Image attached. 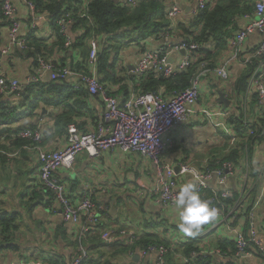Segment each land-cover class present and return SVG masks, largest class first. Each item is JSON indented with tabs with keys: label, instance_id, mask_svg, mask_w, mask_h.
Here are the masks:
<instances>
[{
	"label": "built area",
	"instance_id": "2783aa9c",
	"mask_svg": "<svg viewBox=\"0 0 264 264\" xmlns=\"http://www.w3.org/2000/svg\"><path fill=\"white\" fill-rule=\"evenodd\" d=\"M16 1L26 4L28 13L24 22H20L16 17ZM91 1L81 0L77 6V14L80 17H86ZM144 1L147 0H116L120 5L131 9ZM160 1L165 5V18L171 22L183 11L177 0ZM216 1L218 0H194L193 5L188 6L190 18L206 7L213 6ZM39 14L34 4L28 0H0V15L8 21L9 26L8 45L0 47V97L19 95L26 85L41 81L43 74L47 73L49 80L73 77L75 90L83 88L101 104L100 111L95 114L96 126L91 130L82 131L75 124L68 125L64 145L59 149L45 150L40 146L43 138L40 127L24 129L16 135L30 142L25 148L37 152L38 178L35 188L43 193H51L44 203L57 204L61 220L75 227L69 239L76 243V247L68 264H82L90 256L97 258L95 252L82 244V239L92 233H97L105 244L122 239L123 245H133L137 240L134 232L125 225L111 228L104 224L107 215L105 207L95 200L96 191L93 188L86 186L79 193L67 192L59 173L62 169L69 171L76 156L81 152L96 158L114 149L125 154L136 153L150 161L156 184L149 189L148 195L155 197L160 206L170 207L176 189L184 183L187 176L190 179L197 178V190L219 209V217L215 223L204 226L200 234L189 236L192 242L195 241L199 245L197 250H190L188 255L179 254L178 258L182 264H222L224 252L218 248H205V237L220 227L230 226L239 217H243L242 226L234 227L228 234L234 244L233 255H243L252 248L264 257V235L260 234L255 221L260 197L249 201L258 182H261L264 188V124L260 122L264 112V0H253L251 12L242 16L245 24L226 40L228 55L222 56L221 60L212 66L205 60V54L199 52L201 46L192 37H184L174 43L166 42L158 48L147 47L146 41L141 42L140 54L124 72L136 85L150 74L168 78L186 72L199 59L200 62L190 78L189 85L183 90L144 92L140 89L135 91L130 85L126 96H118L116 88L100 82L97 74L99 39L101 40L99 36L87 40L88 56L84 71H74L67 65L61 66L48 56L40 55L37 57L35 72L24 82L4 74V56L12 49L20 52L30 50L26 39L20 36V28H35ZM73 22L72 11L64 13L57 20L58 31L63 36L65 47H69L73 42L69 34ZM252 33H258L260 40L252 49L243 50L247 37ZM171 51L180 54L177 62L169 61ZM238 57L243 69L247 63L253 64L245 89L240 93L236 92L235 81L227 69L228 64ZM120 62L121 60V67ZM210 82L225 84L224 96L230 101L229 105L223 108L224 113H227L225 121L228 129L225 134L229 135L232 142L237 138H243L245 141L252 138L251 147L262 151V160L257 162L254 152L249 153L245 142L240 146L235 189L227 186L229 176L235 171V164L231 161H225L217 167H208L207 164L198 167L189 161H178L172 166L162 159V155L176 145L174 132L188 120L190 108L198 101L202 89ZM215 97L217 98V92ZM233 97L236 101L231 102ZM232 103L233 106L229 108ZM251 104L255 106L251 107ZM253 110L257 111V115L252 116ZM228 118H231L232 122ZM235 120L241 122L238 130H235ZM18 151L8 153L0 149V156L13 157ZM174 167L178 168L177 171ZM32 190L30 188L26 198L31 197ZM242 209L247 213L245 216H241ZM169 250L170 246L163 242L150 243L141 249L130 248L127 257L131 260L137 257L138 262L144 264H165V256ZM51 259L53 257L48 256L44 260L30 259L18 264H51Z\"/></svg>",
	"mask_w": 264,
	"mask_h": 264
},
{
	"label": "crops",
	"instance_id": "0c3cea01",
	"mask_svg": "<svg viewBox=\"0 0 264 264\" xmlns=\"http://www.w3.org/2000/svg\"><path fill=\"white\" fill-rule=\"evenodd\" d=\"M177 2L183 8V11L178 14L172 22L170 21L172 34L167 31V34L164 32L160 34L159 37L155 36L151 37V39L149 38V40H146L147 47L158 48L166 42H177L180 37H182L183 32L179 29V25L180 23L188 22L190 18L188 6H192L194 0H177ZM252 4L253 0H251V7ZM15 6L17 10V19L20 22H24L28 13L26 4L16 1ZM246 13H250V11H246ZM245 22L242 16H237L236 21L233 23L235 29H233V25H231L228 31L232 35V33L240 29ZM8 32V21L3 19L0 15V47L8 45ZM31 32L36 40L44 42L42 44H46L44 47H40L42 52L41 55L48 56L57 62L65 63V65L71 68L75 65L79 57L76 52L77 50L65 55L64 48L67 47H65L64 44L63 46L51 45L55 37L50 26V15L46 11L38 15L35 28H20V36L25 39ZM75 33L76 31L73 32L70 30L69 34L72 36V39ZM260 38L261 36L258 33L250 34L244 43L243 50H249L255 47ZM32 40L33 39H29L27 43ZM32 46L30 47V52H20L16 49H12L9 54L4 56L2 65L4 74L14 77L20 82H24L30 74L34 73L36 69V57L34 59L33 55H35L37 49ZM141 47V44H130L124 47L120 57L122 62H120L121 67L123 65L129 67L133 60L140 54ZM207 48L211 51L213 50L209 44ZM227 51L228 47L225 45L215 62H218V60L220 61L222 56H227ZM179 58V53L174 51L169 53L170 62H177ZM121 67L119 66L118 69L120 70ZM227 69L231 78L236 81V77L243 70L240 58L238 57L234 61L232 60L228 64ZM123 75H125V73H123ZM48 78L49 75L45 73L41 79L47 80ZM224 85L225 84H213V82H210L207 87L202 89L200 98L190 108V117L174 132L176 149L174 150L172 148L162 155V159L165 163L174 166L178 161H189L193 164L202 163L203 166L207 164L209 159L217 158L222 153L231 152L234 148H240L245 142L243 138H237L232 142L229 139V135L227 136L225 134L228 129L227 122L225 121L227 113H224V107L215 97L217 90L225 94ZM111 86L116 88L115 91L118 96L123 95L121 91L123 92L124 87L128 89L129 86L127 77H123V81L117 85L114 84ZM211 91H214V94L212 99H209ZM22 92L23 90L16 96H2V99L9 97L11 99H9L8 104L12 106L16 104V106H18L22 98ZM46 97L51 98L47 95ZM203 97H207L208 102L213 105L212 118L209 119L208 122L203 115L204 112L209 109V106L206 105L207 103L202 106ZM30 98H32V96ZM80 100L82 99L80 98ZM83 101L85 102V107L79 111L80 108L77 103L76 109L77 115L78 112L79 115H76L73 120L79 125V127L77 126L79 130H91L97 124L95 114L97 115L98 111H100L101 104L95 97L90 95L83 98ZM233 101H236L235 97H233L231 102ZM215 102H218L220 107L218 105L216 106ZM67 104H72L71 106H73L74 100L67 101ZM37 105L38 107L33 115L26 116V118L19 121V124L21 126H34V128L40 127L43 133L40 146L45 150L59 149L64 145L66 134H57L52 130H55V119L53 117L56 113L61 111V108L48 106L43 101H39ZM254 106L255 104H251V107ZM254 115H257V111L252 113V116ZM261 118L264 119V112ZM4 131L5 128L3 131H0V134L4 133ZM6 138L5 135L0 136V144H5ZM211 144H213L212 148L207 149L206 147ZM191 148H194L195 152L188 154V150ZM218 148L220 152L216 151ZM252 149L256 161L261 162L262 151L254 150L255 148ZM16 151L18 150L6 152L11 153ZM23 151L24 152L21 154L18 151L16 156L4 159V162L0 161V175H4L0 177V183L2 182L3 185H11L12 181L16 183V188L13 187L15 190H13L12 186H10L9 189L4 187V190L0 188V211L16 214L20 222L19 227L15 230V233L17 232V238L15 237V233L13 235L14 244L17 245V248L0 251V264H18L19 262L28 261L30 259L44 260L48 256L53 257V259H51V264H60V262L66 264L73 255V247L69 245V236L75 227L61 220L57 204L54 203L51 207H47L43 205L42 202H39L40 198L37 197V195H35L33 199L23 197L25 190H27L26 186L28 189L30 188L28 187L29 183H31V188L36 190L35 185L38 178L37 152L31 151L25 148V146ZM236 168L237 166L235 165V171L229 176L227 182V186H232L233 189H235L238 179L237 172L239 170ZM59 173L64 180L67 192L79 193L86 186L96 191L95 200L105 207L104 210L107 215L104 224L106 226L119 228L125 225L138 236L144 233L157 234L165 241L166 245L170 246V250L165 256L166 264H182L180 258H178L179 254L183 253L188 255L189 252L186 253V250L191 243H193L192 245L194 248L199 245L196 242H192L189 236L178 231L174 223L176 217L173 215L170 207L160 206L155 201V197H150L148 195L149 189L156 184V177L151 168L150 161L138 156L136 153L125 154L114 149L102 153L99 157L91 158L85 152H81L76 156L72 168L69 171L62 169ZM189 179L190 178L186 176L184 178V183ZM24 182H26L25 185ZM259 186L262 187V191L264 190L262 183L258 182L249 201L255 200L256 197L261 198L262 191L258 193ZM9 197H11V199ZM52 208L54 210L56 208V211H52ZM240 213L241 216L247 214L244 209H242ZM242 219L243 217H239L236 221L232 222L230 226L225 228L220 227L212 231L209 236L205 237V248H218L222 250L224 252L222 257L223 262L230 261L233 264H264V257L252 248L248 253L243 255L237 257L233 255L234 244L232 238L229 237L228 234L232 232L234 227L237 228L242 226ZM255 221L260 234L264 235V210L262 213L258 214V216L255 214ZM62 223L65 232L64 235L61 228H58ZM92 235H97L99 238L97 233H92L90 236ZM202 239L204 241L203 237ZM87 240L88 238L84 237L82 243ZM116 241L122 243V239H117ZM198 241H200V239H198ZM126 246L129 245L126 244ZM109 251L112 252L113 250L110 249ZM116 259L119 263H125L129 260L127 253H125L124 256L118 253ZM138 260H134L136 264H144V262H138Z\"/></svg>",
	"mask_w": 264,
	"mask_h": 264
},
{
	"label": "trees",
	"instance_id": "16d2710c",
	"mask_svg": "<svg viewBox=\"0 0 264 264\" xmlns=\"http://www.w3.org/2000/svg\"><path fill=\"white\" fill-rule=\"evenodd\" d=\"M28 1L34 4L35 10L38 13L46 11L50 15V26L55 37V40L52 41V46H63L64 39L59 33L57 26L58 18L64 13H70L71 11L74 13V22L70 30L73 32L76 31V33L72 44L64 48L65 55L72 53L74 50H77L76 52L79 55L75 65L72 66V68L70 67L72 70H85V63L88 56L87 40L97 36L101 38V40L99 39L101 46L99 47L98 53L97 74L100 78V82L108 85H117L123 81V77H127V75H123V73L126 72L127 66L125 68L121 67V70L118 69L121 51L124 47L130 44H140L141 42L149 40V38L151 39V37H159L160 34L166 31L172 34L170 27L171 22L165 19V5L160 0H147L133 9L122 6L115 0H92L88 5L86 17H80L77 14L79 11L77 6L81 3V0ZM251 9V0H218L213 6H208L199 11L192 18H189L187 23H180L179 29L183 32L180 39L192 37L195 42H198L201 46L199 52L205 54V60L212 66L216 58L220 55V52L224 49L227 38L231 36L228 28L233 25V29H235L233 23L236 21V17L243 16L246 11L251 12ZM29 39L33 40L28 42V46L31 47L33 45L37 49L35 55H33L34 59L36 57L37 62V56L42 54L40 47H44L46 44H42L44 42L36 40L32 32L28 34L26 41H29ZM208 44L213 48L212 51L207 48ZM199 62L200 59L193 63L186 72L168 78H164L163 76L155 77L150 74L144 77L138 85L133 82L131 77H127V83L129 84L128 89L124 87L121 94L126 96L130 85L135 88V91L140 89L144 92L183 90L189 85L190 78L195 72ZM59 64L61 66L65 65V63L61 62H59ZM252 67L253 64L251 62L247 63L245 69L236 77L235 89L237 93L244 91ZM74 82L75 79L69 77L63 80L47 79L30 83L23 89L21 94L22 98L18 106H16V104L13 106L8 104L11 98L2 99V97H0V128H5L4 133H1L0 136L5 135L7 137L5 139V144H0V149L4 151L19 150L20 154L24 152V146L26 147L30 142L16 135L19 131L33 129L34 126H21L19 121L26 118L28 115H33L38 107L37 103L39 101H43L48 106L61 108V111L56 113L53 117L55 119V130L52 131L55 133L66 134L67 127L70 124H75L79 127L76 121L73 120L77 115V103L80 111L85 107L83 98L88 94L83 88L75 90L73 88ZM46 95L51 98H47ZM31 96L32 98H30ZM80 98L82 100H80ZM72 99L74 100L73 106H71L72 104H67V101ZM228 120L232 122L231 118H228ZM233 122L235 123V130H238L241 122L239 120ZM260 122L264 124V119H260ZM252 143V138H248L245 141L250 154L253 151L251 148ZM175 146L176 145L172 147L174 150L176 149ZM239 152L240 149L238 147L234 148L231 152L222 153L217 158L209 159L207 165L208 167H217L224 161H232L238 166ZM4 159H6L5 156H0V161L4 162ZM194 165L200 167L202 163H195ZM29 187L31 188L32 186ZM27 193L23 196L24 198L27 197ZM35 195L40 198L39 202H42L43 205H51L47 202L44 203L46 200L45 198L51 195L50 192L43 193L40 190L33 189L30 199H33ZM19 225V217H17L16 214L0 211V251L17 248V245L14 244L13 235ZM58 228H61L64 235L63 223L58 226ZM136 236L137 240L134 244L126 246L118 241L105 244L99 240L97 235H87L86 237L88 240L86 242L83 241L82 244H84L87 249L95 252L97 258L90 256L88 259L84 260L82 264H136V262L131 259L125 263H119L116 259V255L119 253L121 256H124L128 249H141L150 243L163 242L165 244V241L157 234L144 233L140 236ZM74 243L75 242L70 240L69 245L73 247V251L76 247ZM192 244L193 243L189 245L186 253L190 250H197V246L194 248ZM110 249L113 251L110 252ZM60 264L65 263L60 262ZM222 264L233 263L229 261L222 262Z\"/></svg>",
	"mask_w": 264,
	"mask_h": 264
},
{
	"label": "clouds",
	"instance_id": "9594fccd",
	"mask_svg": "<svg viewBox=\"0 0 264 264\" xmlns=\"http://www.w3.org/2000/svg\"><path fill=\"white\" fill-rule=\"evenodd\" d=\"M170 208L176 217V228L187 236L200 234L204 226L215 223L219 217V209L197 190V178L187 180L176 189Z\"/></svg>",
	"mask_w": 264,
	"mask_h": 264
},
{
	"label": "rangeland",
	"instance_id": "374dc122",
	"mask_svg": "<svg viewBox=\"0 0 264 264\" xmlns=\"http://www.w3.org/2000/svg\"><path fill=\"white\" fill-rule=\"evenodd\" d=\"M127 47V46H126ZM213 94H214V91H211V93H210V97H209V99H212V96H213ZM205 96V95H204ZM229 96V95H228ZM231 99H232V97L231 96H229ZM204 99L202 100V106H204L206 103V105H208L209 106V109H207L205 112H204V115H203V117L204 118H206L207 119V122H208V120L209 119H211L212 118V104L211 103H209L208 102V99H207V97H203ZM210 102H211V100H210ZM215 105L217 106H219L220 107V105H219V103L217 102H215ZM233 106V103L229 106V108H231ZM55 138V137H54ZM212 146H213V144H211L210 146H208V147H206L207 149H211L212 148ZM215 147V146H214ZM195 149L194 148H191V149H189L188 150V154H192V153H194L195 151H194ZM213 150H215V149H213ZM216 151L217 152H220V149L218 148V149H216ZM4 175H0V177H3ZM24 181V180H23ZM26 184V182H24V185ZM31 185V183H29V185H28V187ZM10 186H12V188L13 187H15L16 188V183L15 182H11V185H3L2 184V182L0 183V188L1 189H3L4 187H6V188H8L9 189V187ZM15 188H13V190H15ZM0 189V190H1ZM25 189V188H24ZM23 189V190H24ZM26 189L27 190H25V192H24V194L23 195H25L26 193H27V191H28V188H27V186H26ZM4 190V189H3ZM19 190H22V189H19ZM262 191V187L261 186H259V189H258V193H260ZM22 193H23V191H22ZM10 199H11V197H9ZM264 210V190L262 191V195H261V198H260V201H259V205H258V207L256 208V215L258 216V214H260V213H262V211ZM17 232L15 233V237L17 238ZM21 237H22V235H21ZM14 239V238H13Z\"/></svg>",
	"mask_w": 264,
	"mask_h": 264
},
{
	"label": "water",
	"instance_id": "95a60500",
	"mask_svg": "<svg viewBox=\"0 0 264 264\" xmlns=\"http://www.w3.org/2000/svg\"><path fill=\"white\" fill-rule=\"evenodd\" d=\"M216 100L225 108L229 105L230 101L224 96L222 91L218 90L217 91V98ZM4 128H1L0 131H3ZM175 171H177V167H174ZM137 257H134V260H136Z\"/></svg>",
	"mask_w": 264,
	"mask_h": 264
}]
</instances>
